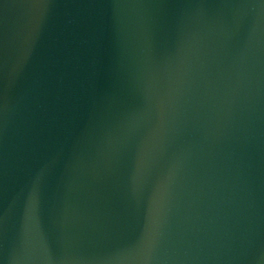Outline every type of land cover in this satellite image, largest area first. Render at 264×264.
<instances>
[{"label":"water","instance_id":"water-1","mask_svg":"<svg viewBox=\"0 0 264 264\" xmlns=\"http://www.w3.org/2000/svg\"><path fill=\"white\" fill-rule=\"evenodd\" d=\"M0 264H264V0H0Z\"/></svg>","mask_w":264,"mask_h":264}]
</instances>
